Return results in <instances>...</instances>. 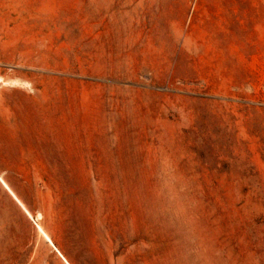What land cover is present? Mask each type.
I'll use <instances>...</instances> for the list:
<instances>
[{
  "label": "rangeland",
  "instance_id": "1",
  "mask_svg": "<svg viewBox=\"0 0 264 264\" xmlns=\"http://www.w3.org/2000/svg\"><path fill=\"white\" fill-rule=\"evenodd\" d=\"M0 78V264H264V0H0Z\"/></svg>",
  "mask_w": 264,
  "mask_h": 264
},
{
  "label": "bare ground",
  "instance_id": "2",
  "mask_svg": "<svg viewBox=\"0 0 264 264\" xmlns=\"http://www.w3.org/2000/svg\"><path fill=\"white\" fill-rule=\"evenodd\" d=\"M3 83L4 85H17V84H21L20 81H2V79L0 78V84ZM28 85V84H27ZM0 181L2 182V184L4 185V187L6 188V190L13 196V198L17 201V203L21 206V208L23 209V211H25V213L28 215V217H32L30 212L27 210V208L25 207V205L23 204V202L17 197V195L15 194V192H13V190L9 187V185L6 183V181L0 176ZM41 218V217H40ZM36 224V223H35ZM37 225V229L38 232L45 238V240L51 244V246H53L57 251L58 249L55 247L51 237L49 236V234L39 225ZM58 253H60V251H58ZM61 257L63 258L62 254L60 253ZM65 260V262L67 264H70L65 258H63Z\"/></svg>",
  "mask_w": 264,
  "mask_h": 264
},
{
  "label": "built area",
  "instance_id": "3",
  "mask_svg": "<svg viewBox=\"0 0 264 264\" xmlns=\"http://www.w3.org/2000/svg\"><path fill=\"white\" fill-rule=\"evenodd\" d=\"M56 250V249H55ZM57 251V250H56ZM57 253H58V251H57ZM59 255H60V253H58ZM61 256V255H60Z\"/></svg>",
  "mask_w": 264,
  "mask_h": 264
},
{
  "label": "crops",
  "instance_id": "4",
  "mask_svg": "<svg viewBox=\"0 0 264 264\" xmlns=\"http://www.w3.org/2000/svg\"><path fill=\"white\" fill-rule=\"evenodd\" d=\"M1 182V181H0ZM2 183V182H1Z\"/></svg>",
  "mask_w": 264,
  "mask_h": 264
}]
</instances>
